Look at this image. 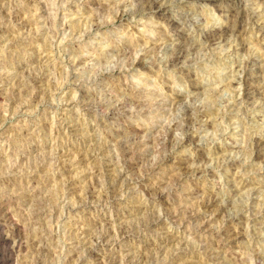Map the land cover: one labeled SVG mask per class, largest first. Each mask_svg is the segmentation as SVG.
I'll return each instance as SVG.
<instances>
[{
  "label": "rangeland",
  "instance_id": "374dc122",
  "mask_svg": "<svg viewBox=\"0 0 264 264\" xmlns=\"http://www.w3.org/2000/svg\"><path fill=\"white\" fill-rule=\"evenodd\" d=\"M149 1L0 0V264H264V0Z\"/></svg>",
  "mask_w": 264,
  "mask_h": 264
},
{
  "label": "bare ground",
  "instance_id": "6f19581e",
  "mask_svg": "<svg viewBox=\"0 0 264 264\" xmlns=\"http://www.w3.org/2000/svg\"><path fill=\"white\" fill-rule=\"evenodd\" d=\"M148 1V0H147ZM195 1H208V0H195ZM221 1H225V0H221ZM151 2V3H150ZM149 4L151 6V8H158L160 6V4L158 5L157 0H151L149 1ZM160 8V7H159ZM227 29H229L231 26L230 25H226L225 26ZM225 29V28H224ZM219 32V31H218ZM218 35V34H216ZM215 33H212L208 39H212L216 37ZM185 49L183 46H178L175 48V51L173 52L172 56L173 58H171V63H177L178 61H180V59L182 58V56L185 53ZM141 62H143V60H140L139 63L141 64ZM255 149L257 150L258 153L263 154L264 153V141H260V140H255ZM4 236H2V240H3V245H4V253L6 252L7 255L4 254V257L6 256V258H9V261L11 256H12V250L10 249L11 247H9L8 241L3 239ZM14 250V249H13ZM12 264V263H10Z\"/></svg>",
  "mask_w": 264,
  "mask_h": 264
}]
</instances>
